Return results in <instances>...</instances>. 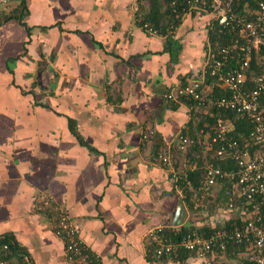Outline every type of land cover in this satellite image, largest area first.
I'll list each match as a JSON object with an SVG mask.
<instances>
[{"label":"crops","instance_id":"1","mask_svg":"<svg viewBox=\"0 0 264 264\" xmlns=\"http://www.w3.org/2000/svg\"><path fill=\"white\" fill-rule=\"evenodd\" d=\"M20 2L0 1V18ZM134 2L27 0L25 24L0 25V236L12 235L30 264H67L52 228L55 208L102 264H156L148 259L152 228L212 227L239 213L220 207V186L210 211L206 202L195 211L156 159L181 133L207 138V112L165 93L204 68L213 15L186 14L168 44L165 34L140 26ZM150 7L142 4V17ZM149 127L154 135L146 141ZM43 196L50 203L38 210ZM181 201L184 214L174 225ZM227 257L243 264L245 254ZM207 260L223 264L220 256ZM163 264L207 261L192 255Z\"/></svg>","mask_w":264,"mask_h":264},{"label":"built area","instance_id":"2","mask_svg":"<svg viewBox=\"0 0 264 264\" xmlns=\"http://www.w3.org/2000/svg\"><path fill=\"white\" fill-rule=\"evenodd\" d=\"M145 1L152 0H135L133 4L139 22ZM254 3L253 6L245 3L239 8V0H170L176 19L195 11L211 14L212 22L217 20L234 37L218 51L209 45L202 71L173 86L165 97L171 101L187 99L191 108L205 110L207 115L215 114L213 109H229L236 112V118L246 119L252 126L247 134L237 136L235 118L216 113V119L206 121L201 131L207 135L206 139L181 133L159 148L157 162L171 170L185 195L191 192L195 211L205 207L202 203L220 186L225 190L227 210L239 213L233 225L222 223L209 235L194 228L174 240L164 235L162 225L152 228L149 235L154 247L148 252L157 259L156 264H163L160 260L165 257L173 260L180 250L206 258L207 264H210L209 255L220 256L223 264H233L227 251L238 244L244 245L243 253L250 263L264 264V0H254ZM140 26L150 35H163L161 27L148 22ZM254 60L257 70L252 67ZM208 86L212 87L210 92ZM153 135L154 130L149 127L143 138L147 141ZM198 145H204L205 151L213 149L212 159L233 162V167L206 162L199 185H195L190 173L199 169V162H191L190 154L193 152L195 158L200 156L194 151ZM181 163L183 166H179ZM49 199L44 196L39 199L37 209L46 208ZM50 217L55 234L65 243L67 264H102L98 254L79 237L67 213L55 208ZM9 252L8 244L0 245V264H18L16 259L9 258Z\"/></svg>","mask_w":264,"mask_h":264},{"label":"trees","instance_id":"3","mask_svg":"<svg viewBox=\"0 0 264 264\" xmlns=\"http://www.w3.org/2000/svg\"><path fill=\"white\" fill-rule=\"evenodd\" d=\"M150 7V12L142 17V20L139 23H145L148 22L153 26L156 27H161L162 28V33L168 36V41L167 43L170 44L172 41V33L175 27L180 23V20L175 18V14L173 13L172 9L170 8V0H152L148 2ZM245 3H249L252 6L255 5L254 0H239V8H241ZM28 13V3L27 0H21L20 6L15 8L14 10L8 12L5 14L3 17L0 18V25L4 21H10L12 19H16L23 24H25L24 17ZM211 28L209 29V44L211 46V49L214 51H218L220 47L225 46L231 42L233 39V33L228 29L224 28L219 22L213 21ZM252 67L253 69L257 70V65L256 61L254 60L252 62ZM212 112L215 114L220 113V115L223 116H228L231 118H235L234 123H235V131L234 134L237 136H240L242 134H247L251 130V123L246 120V119H241V118H236V112L231 111L229 109L225 108H217L213 109ZM215 114L211 115L209 114L205 119H209L210 121H214L216 118ZM203 123V122H202ZM201 124H199V127ZM204 149V145H198L195 147L194 151H197L200 153V156L198 158H195L193 156V152L190 154V157L192 160H198L199 162V169L194 170L193 172L190 173V177L193 180L195 185H199V181L202 176V172L204 170V166L206 164V161H210V163L213 164H220L224 168L227 167H233V162L226 163L223 161H216L212 159L211 154L213 153V149H206L208 153V158L205 159L202 155V151ZM197 153V154H198ZM225 194V190H224ZM188 201L193 207V202H191L192 194L191 192L187 193ZM212 199V198H211ZM210 198L206 199V207L207 211H210V203L212 204ZM226 200V199H225ZM217 201H220V207L222 204L225 202L222 199H218ZM215 204V202H214ZM204 209V208H203ZM225 211V210H221ZM199 212V211H197ZM236 221V218L230 219L227 222L223 223L226 224L227 226L233 225ZM222 224L216 225V226H202V227H195L193 224L186 226H169V227H164V235L170 238H173L174 240H179L185 233L188 231L193 230L194 228H197L199 232H202L206 235H209L212 233L215 229H217L218 226ZM8 244L10 248L9 252V258L16 259L18 264H30V256L29 254L25 251V249L15 240V238L12 235H2L0 236V245L1 244ZM233 250H240V251H245L244 245H232L228 248V253H230ZM194 255L192 252L187 251V250H180L179 255L176 257H173L174 261H180V262H186L187 259ZM148 259L150 261L156 262L157 259L153 257L149 252H148ZM168 258H163L160 260L161 263H165ZM243 264H255V263H250L247 257L242 258Z\"/></svg>","mask_w":264,"mask_h":264},{"label":"water","instance_id":"4","mask_svg":"<svg viewBox=\"0 0 264 264\" xmlns=\"http://www.w3.org/2000/svg\"><path fill=\"white\" fill-rule=\"evenodd\" d=\"M183 214H184V204L181 201L180 204H179V207L177 209L175 218H174V225H177L180 222Z\"/></svg>","mask_w":264,"mask_h":264},{"label":"rangeland","instance_id":"5","mask_svg":"<svg viewBox=\"0 0 264 264\" xmlns=\"http://www.w3.org/2000/svg\"><path fill=\"white\" fill-rule=\"evenodd\" d=\"M203 150H204V152H203L204 158L207 159L208 158V153L205 151V149H203ZM206 162H210V161L207 160Z\"/></svg>","mask_w":264,"mask_h":264}]
</instances>
